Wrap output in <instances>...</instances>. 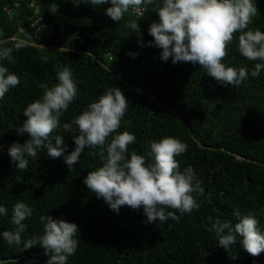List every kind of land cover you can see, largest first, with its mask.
I'll return each mask as SVG.
<instances>
[{"label": "trees", "instance_id": "1", "mask_svg": "<svg viewBox=\"0 0 264 264\" xmlns=\"http://www.w3.org/2000/svg\"><path fill=\"white\" fill-rule=\"evenodd\" d=\"M31 1L45 22L52 24L50 31L35 37L29 27ZM53 5L65 14L86 16L91 23L55 21ZM107 6L93 8L72 0H0V41L12 46L25 40L13 51L15 63L3 62L20 82L0 100V204L9 209L0 217V231L14 228L11 207L21 200L33 208V215L24 221V238L42 233L40 215L78 226L80 242L67 264H264V251L253 257L239 243L224 250L217 246L214 231H209L217 218L238 223L234 212L252 211L264 224V70L235 88L221 86L199 64H173L171 58L162 62L158 48L140 46L152 39L147 29L158 19L152 6L143 5L141 15L130 9L118 22L105 14ZM256 6L258 14L249 27L261 25L264 32V0H256ZM128 19L138 20L139 40L126 27ZM19 27H25L24 32ZM233 36L224 60L252 69L255 62L239 53L238 33ZM42 56L48 61H42ZM57 65L71 68L78 89L61 124L74 120L106 89L120 88L129 107L117 132L135 134L129 151L145 154L151 140L165 136L186 143L187 151L175 159L181 169L191 165L203 181L204 193L197 196L199 209L178 222L162 224L145 223L141 209L125 205L118 212L111 210L83 183L87 173L101 164L99 147H86L70 169L61 157H49L46 149L24 172L10 164L7 147L27 138V133L17 135L13 127L26 119L24 107L42 96L40 85L51 87L57 82ZM71 137V133L63 137L66 152L74 147ZM18 175L22 182H16ZM47 259L39 245L20 250L0 240V260L46 264Z\"/></svg>", "mask_w": 264, "mask_h": 264}, {"label": "clouds", "instance_id": "2", "mask_svg": "<svg viewBox=\"0 0 264 264\" xmlns=\"http://www.w3.org/2000/svg\"><path fill=\"white\" fill-rule=\"evenodd\" d=\"M74 4L86 3L93 6L108 5L104 12L113 21H120L130 9L151 5L158 17L150 23L147 31L152 37L141 47L158 48L159 59L171 63L190 62L199 64L202 70L221 86L235 88L250 77H258L264 70V32L260 26L250 28L258 14L256 0H72ZM37 21L35 22L36 25ZM85 23H91L85 19ZM33 25V26H35ZM42 27V26H41ZM126 27L141 37L138 20L128 19ZM39 30V29H38ZM238 41L239 53L254 67L231 66L224 57L227 46ZM73 34L72 38H75ZM25 44L24 39L6 46L0 41V100L19 84V77L3 63H15L14 50ZM135 56L137 53H127ZM47 62L48 57L42 56ZM56 83L44 89L40 98L28 103L22 110L26 119L13 127L17 135L27 133L21 143L13 141L6 149L10 164L24 172L30 161H35L41 149L51 158L61 157L70 169L76 165L85 148L99 147L100 166L91 170L83 183L97 198H102L108 207L118 212L120 206L141 209L145 223L178 222L181 216L200 208L197 196L203 195V181L198 178L191 165L180 168L175 157L185 153L188 145L176 137L165 136L149 142L145 154L129 151L136 142L130 131L117 132L128 107V99L118 87L106 89L96 100L89 103L71 122L61 124L62 114L77 97L78 89L69 66H56ZM60 133L51 136L55 130ZM72 134L74 147L66 152L68 145L64 135ZM0 149L3 146L0 145ZM16 182H22L21 175ZM168 209H174V211ZM9 209L0 204V217ZM239 222L234 225L227 220L216 219L209 231H214L217 246L228 250L237 243L253 257L264 251V224L252 211L234 212ZM33 215V208L17 200L11 207L12 230L0 231V240L15 245L20 250L39 245L47 256L46 264H67L77 250L80 240L78 226L62 218L40 215L42 233L24 238L27 228L24 222ZM0 264L11 261L0 260Z\"/></svg>", "mask_w": 264, "mask_h": 264}, {"label": "built area", "instance_id": "3", "mask_svg": "<svg viewBox=\"0 0 264 264\" xmlns=\"http://www.w3.org/2000/svg\"><path fill=\"white\" fill-rule=\"evenodd\" d=\"M29 5L32 8V14H31L30 21H29V27L32 29L31 31L33 33V37H35L37 34H41L45 32L44 28L46 27L47 23L45 22L42 14L40 13L39 7L35 4V2L31 1ZM131 11L135 13L136 15H141L143 12V8L141 6V8L139 9H131ZM36 21L37 23L35 25ZM24 30H25V27H19L18 29L20 33L24 32Z\"/></svg>", "mask_w": 264, "mask_h": 264}, {"label": "rangeland", "instance_id": "4", "mask_svg": "<svg viewBox=\"0 0 264 264\" xmlns=\"http://www.w3.org/2000/svg\"><path fill=\"white\" fill-rule=\"evenodd\" d=\"M51 11L53 13V18L55 21L58 22H62V23H73V24H90V23H85V19L90 20V18L86 17V16H82V17H77V16H71L68 14H65L63 12H61L56 5H53L51 7ZM10 12V11H8ZM11 13V12H10ZM52 27V24H46V27L44 28L45 32L50 31Z\"/></svg>", "mask_w": 264, "mask_h": 264}]
</instances>
